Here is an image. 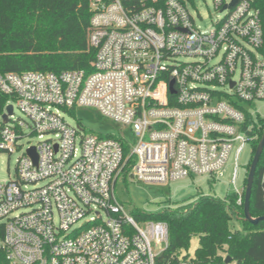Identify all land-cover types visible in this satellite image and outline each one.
I'll return each mask as SVG.
<instances>
[{"label": "built area", "instance_id": "obj_1", "mask_svg": "<svg viewBox=\"0 0 264 264\" xmlns=\"http://www.w3.org/2000/svg\"><path fill=\"white\" fill-rule=\"evenodd\" d=\"M195 1L91 0V73H0L9 100L0 155L25 131L39 140L0 181V264H195L166 256L165 223L141 227L125 213L114 193L122 174L146 185L219 179L234 153L231 192L243 205L239 156L254 139L252 104L264 101L260 10L255 0H211L217 15L202 27ZM13 102L28 123L12 122ZM81 108L131 132L127 157L124 137L85 134L60 115Z\"/></svg>", "mask_w": 264, "mask_h": 264}, {"label": "trees", "instance_id": "obj_2", "mask_svg": "<svg viewBox=\"0 0 264 264\" xmlns=\"http://www.w3.org/2000/svg\"><path fill=\"white\" fill-rule=\"evenodd\" d=\"M91 0H0V73L29 71L59 74L67 70L93 71L94 51L87 45ZM260 10L264 42V0H255ZM264 58V44L260 50ZM8 98L0 93V115ZM247 114L245 125L250 124ZM250 143L251 159L264 131V119L253 122ZM124 157L129 148L124 145ZM251 190L249 213L264 216V150L258 161ZM127 164H132L131 159ZM128 170L126 168L125 172ZM124 172V173H125ZM246 179L243 182V189ZM237 196L224 198L200 195L186 205L145 215L134 210L137 221L165 223L168 232L166 256L191 257L195 264H264V221L255 226L243 220ZM233 223L238 227L234 228ZM192 238L198 239L193 256L187 252ZM186 252V254H183Z\"/></svg>", "mask_w": 264, "mask_h": 264}, {"label": "rangeland", "instance_id": "obj_3", "mask_svg": "<svg viewBox=\"0 0 264 264\" xmlns=\"http://www.w3.org/2000/svg\"><path fill=\"white\" fill-rule=\"evenodd\" d=\"M192 15L195 19L196 25L202 27L208 26L217 15L213 9L211 0H196L192 9ZM182 61L191 62L192 60L183 58ZM13 105L12 122L16 120H23L28 123L15 102ZM253 110L258 112V117L264 119V101H256L252 104ZM60 115L65 121L71 125H79L85 134L95 135L97 137L118 138L124 137L126 144L132 143L131 132L118 123H114L109 119L102 117L91 109H75L72 111L61 112ZM257 117L255 116V119ZM24 136L20 141V147L15 150L13 154L2 153L0 155V181L13 179L15 176V165L17 159L23 151L36 144L39 140L35 134L29 135L25 131ZM251 147L247 146L239 156V175L237 185L243 187V182L246 178V166L251 159ZM233 158L234 153H231L225 168L224 176L216 179L215 177L194 176L187 177L184 180L171 181L166 185H146L135 179H129L120 175L117 179L115 187V197L118 199L127 215L132 216V212L136 209L145 215H152L169 208L186 205L192 202L200 195H210L212 197L224 198L227 193L232 191L231 174L233 171ZM133 217V216H132ZM134 218V217H133ZM143 221H138L140 226L143 227ZM234 228L238 227L237 223H233ZM152 249L158 252V248L152 244ZM198 247V239L192 238L187 252L190 256L194 255ZM186 254V252H183Z\"/></svg>", "mask_w": 264, "mask_h": 264}, {"label": "water", "instance_id": "obj_4", "mask_svg": "<svg viewBox=\"0 0 264 264\" xmlns=\"http://www.w3.org/2000/svg\"><path fill=\"white\" fill-rule=\"evenodd\" d=\"M6 114L2 115V118L4 120V122H8V115L12 114V106H7L6 109ZM264 150V131L262 133L261 138L259 139L258 143H257V147L255 149V152L253 154L252 160H251V165L248 169L247 175H246V185L244 187V191H243V196H244V202H243V206H242V213H243V220L247 223H249L252 226H255L258 222L260 221H264V216H260V217H254L252 218L251 214L249 213V206H250V199H251V190H252V186L254 183V174H255V170L256 167L258 165V161L263 153ZM28 154L30 155V157L33 158L34 161H36V153L35 150H33V148H31V150L28 152ZM230 258L226 257L225 259V263H229Z\"/></svg>", "mask_w": 264, "mask_h": 264}]
</instances>
